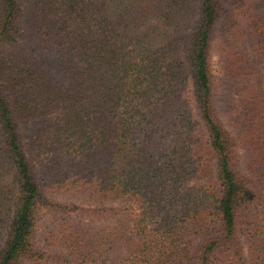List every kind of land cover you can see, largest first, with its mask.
Here are the masks:
<instances>
[{
    "label": "trees",
    "instance_id": "obj_1",
    "mask_svg": "<svg viewBox=\"0 0 264 264\" xmlns=\"http://www.w3.org/2000/svg\"><path fill=\"white\" fill-rule=\"evenodd\" d=\"M0 264H264V0H0Z\"/></svg>",
    "mask_w": 264,
    "mask_h": 264
},
{
    "label": "rangeland",
    "instance_id": "obj_2",
    "mask_svg": "<svg viewBox=\"0 0 264 264\" xmlns=\"http://www.w3.org/2000/svg\"><path fill=\"white\" fill-rule=\"evenodd\" d=\"M182 58L185 60V54L182 53ZM212 66H213V71L214 75L218 77L219 71H220V62H219V57L217 55V52L214 50L212 54ZM244 152V151H242ZM215 178V177H214ZM214 182H216V179H214ZM51 214L50 212L46 213L45 216H43L39 222H38V231L41 233L46 227H51Z\"/></svg>",
    "mask_w": 264,
    "mask_h": 264
}]
</instances>
